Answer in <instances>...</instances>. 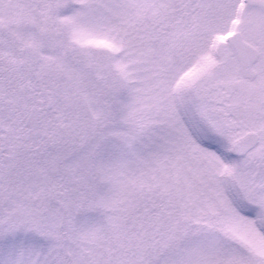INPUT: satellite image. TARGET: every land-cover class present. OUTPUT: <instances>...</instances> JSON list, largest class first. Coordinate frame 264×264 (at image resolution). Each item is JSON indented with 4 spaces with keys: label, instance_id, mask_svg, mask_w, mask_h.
<instances>
[{
    "label": "snow or ice",
    "instance_id": "1",
    "mask_svg": "<svg viewBox=\"0 0 264 264\" xmlns=\"http://www.w3.org/2000/svg\"><path fill=\"white\" fill-rule=\"evenodd\" d=\"M0 264H264V0H0Z\"/></svg>",
    "mask_w": 264,
    "mask_h": 264
}]
</instances>
